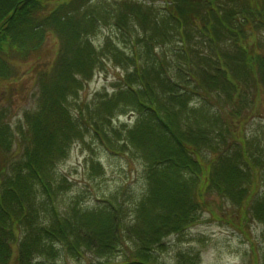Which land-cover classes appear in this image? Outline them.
I'll return each instance as SVG.
<instances>
[{"label":"trees","instance_id":"obj_1","mask_svg":"<svg viewBox=\"0 0 264 264\" xmlns=\"http://www.w3.org/2000/svg\"><path fill=\"white\" fill-rule=\"evenodd\" d=\"M153 1L0 0V95L19 60L37 55L48 35L58 41L37 75V105L15 137L0 105V264H55L58 244L63 255L90 253L97 264H163L165 238L199 222L204 208L212 211L211 190L237 206L233 226L243 234L250 218L264 223V194L256 192L264 185V141L244 137L242 109L250 88L257 95L264 87V52L248 44L247 24L252 17L264 24V0ZM106 24L123 47L108 35L98 51L93 46ZM195 37L215 48L212 56L194 50ZM175 41L178 48L170 49ZM104 56L122 71L121 84L87 116L74 115L67 96ZM183 72L193 86L181 85ZM197 88L203 101L192 107ZM212 92L218 110L209 107ZM125 112L134 114L131 125L113 126ZM86 117L109 153L133 150L144 159V190L129 205L116 193L91 208L72 199L59 209L57 195L69 184L56 178L55 166ZM114 137L121 142L113 145ZM192 255L177 264H197Z\"/></svg>","mask_w":264,"mask_h":264},{"label":"rangeland","instance_id":"obj_2","mask_svg":"<svg viewBox=\"0 0 264 264\" xmlns=\"http://www.w3.org/2000/svg\"><path fill=\"white\" fill-rule=\"evenodd\" d=\"M111 1L105 0L106 3ZM216 1L218 4H227L228 0ZM153 2L157 3L158 1ZM247 24L253 34L248 37V44L255 50L264 52V24L254 17ZM107 35L116 42V47H123L119 43L121 38L112 33L106 24L92 37L93 46L97 48V51L103 38ZM57 43L58 41L54 36L48 35L37 55H31L26 60L17 62L13 68L17 74L14 76L16 78H12V83L8 86L5 84L1 86L3 94L0 95L2 96L0 105L1 108L5 109L3 117L9 123L12 137L16 136L17 127L23 125L24 113H30L37 105L39 91L37 75L41 70L47 69L48 61L54 58L55 49L58 47ZM170 45L169 48L174 50L179 46L177 41L170 43ZM191 45L194 50L202 52L204 55L212 56L215 52V48L206 44L202 37H195ZM220 46L219 44L218 47ZM164 54L169 55L168 59H170L173 53L167 50ZM160 55L162 54L160 53ZM104 59L102 66L96 68L90 78L85 82L83 81L78 93L72 94L71 97L67 96L70 112L74 115L80 112L81 115L87 116L98 99H101L104 94L109 95L115 92L121 84L122 71L120 68L112 60L106 59L105 56ZM178 64L182 69L185 67L184 62ZM182 75L184 77L180 79L182 86L194 85L193 80L187 82L184 72ZM197 89V94L193 95L190 100L189 105L192 107H198L200 101H203V94L199 88ZM252 91L253 88L251 87L249 93L245 94V104L242 105L247 116L243 126L244 137L250 139L251 142H262L264 141V87L259 89L257 95L253 94ZM210 96V109L218 110L219 104L222 105L218 95L212 92ZM252 101L256 103L254 110L251 107ZM229 109H231L230 106H224L225 114ZM0 111L3 110L0 109ZM133 118V113L125 112V114L114 117L111 124L113 126L119 125V123L131 125ZM93 119L95 118L93 117ZM83 120L85 122L78 121L80 136L68 144L66 157L55 166L56 178L66 177L69 184L67 189H61L57 195L59 209L63 211V207H67V202L72 199L80 203L83 208H91L105 203L108 197L113 199L114 197L111 195L116 193L123 206L129 205L138 196V193L144 190V159L137 151L134 152L133 150H127L124 154L109 153L99 143L100 141L92 135V125L88 123V118ZM114 138L118 139V142L112 138L111 143L113 145L121 142L119 138ZM256 192H259L257 196L264 194L262 183L256 185ZM207 196L211 202L212 211L204 208L198 214L199 222L180 234L166 237L165 248L159 252L160 262L177 264L178 261H185L189 253H192L194 254L193 257H197V264H255V258H257V264H264V223L250 218L243 227L247 233L245 235L233 226V223L238 221V218L236 219L237 206L213 190L209 191ZM227 218H229V222ZM56 247L58 252L55 264H97V258L90 253L73 258L63 255L59 244ZM115 258V260L120 259L118 256Z\"/></svg>","mask_w":264,"mask_h":264}]
</instances>
